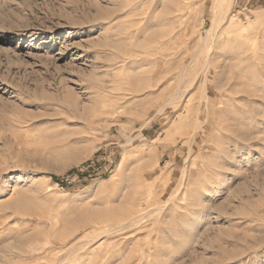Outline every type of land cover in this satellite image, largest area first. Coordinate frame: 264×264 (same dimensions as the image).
I'll list each match as a JSON object with an SVG mask.
<instances>
[{"label": "rangeland", "instance_id": "1", "mask_svg": "<svg viewBox=\"0 0 264 264\" xmlns=\"http://www.w3.org/2000/svg\"><path fill=\"white\" fill-rule=\"evenodd\" d=\"M0 264H264V0H0Z\"/></svg>", "mask_w": 264, "mask_h": 264}]
</instances>
